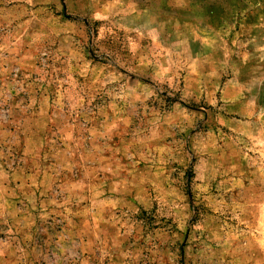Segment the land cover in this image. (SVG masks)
<instances>
[{"label":"rangeland","instance_id":"rangeland-1","mask_svg":"<svg viewBox=\"0 0 264 264\" xmlns=\"http://www.w3.org/2000/svg\"><path fill=\"white\" fill-rule=\"evenodd\" d=\"M0 264H264V0H0Z\"/></svg>","mask_w":264,"mask_h":264}]
</instances>
